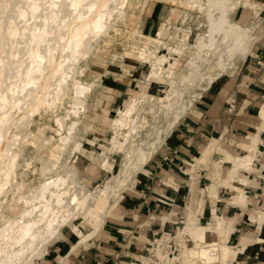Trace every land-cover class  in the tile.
I'll return each mask as SVG.
<instances>
[{
  "label": "bare ground",
  "instance_id": "6f19581e",
  "mask_svg": "<svg viewBox=\"0 0 264 264\" xmlns=\"http://www.w3.org/2000/svg\"><path fill=\"white\" fill-rule=\"evenodd\" d=\"M125 1L0 0V264H36L49 246L63 238L64 230L77 238L71 245L73 249L81 243V237L85 240L95 235L101 225L99 214L108 200H120L122 193L132 187L133 178L160 150L192 104L215 80L236 71L256 38V14L244 22L230 17L241 8V1L249 4V0H164L172 7L155 35L156 47L151 51L130 43L128 51L136 56V61L148 62L150 78L159 79L166 73L172 90L157 102L171 115L164 126L155 129L146 118L138 120L135 115L140 106L154 102L153 97L142 94L128 98L111 121L112 135L108 139L110 146L119 148L121 163L113 172L104 154L101 166L112 178L106 179L101 189L89 191L75 180L73 167L68 166L70 153L83 150L74 135L87 112L94 86L80 79V65L96 46L106 43L118 31L117 23L125 20ZM179 7L202 13L203 23L194 28L192 24L170 27L171 17L177 18L174 10ZM160 41L169 44V55L151 62L148 56L157 57ZM171 54H187L179 71L174 70L178 57L171 58ZM166 62L170 65L162 67ZM69 100L65 115L52 117L56 132L40 145L46 151L44 156L26 154L25 140L24 145L15 147L17 138L12 132L16 127H22L39 110L52 114L62 110ZM260 128L264 129V119ZM247 139L246 144L237 145L244 150L243 156H229L227 185L233 192V203L245 202L241 187L246 179L240 177L241 171H251L256 154L257 133ZM52 140L57 143L51 144ZM35 160L39 165L31 168L29 165ZM75 160L74 157L72 162ZM223 163L227 162L220 161ZM28 173L38 178L29 179ZM213 192L211 188L210 195L215 199ZM257 214L264 218V205ZM76 220H81L89 231L81 232ZM186 223L179 232L181 246L173 237L179 252L173 262L176 259L178 264H223L238 249L227 244L233 220L224 219L214 208L205 224ZM94 224L98 227L91 232ZM184 236L192 246L184 244Z\"/></svg>",
  "mask_w": 264,
  "mask_h": 264
},
{
  "label": "crops",
  "instance_id": "0c3cea01",
  "mask_svg": "<svg viewBox=\"0 0 264 264\" xmlns=\"http://www.w3.org/2000/svg\"><path fill=\"white\" fill-rule=\"evenodd\" d=\"M263 117L264 18L244 61L233 74L215 80L192 104L160 150L133 178L132 187L105 216L95 235L73 249L76 237L65 231L63 238L49 246L36 264L125 263L141 252L153 232L172 227L173 219L183 211L179 207L181 202L187 198L195 202L198 220L204 214L210 217L211 209L217 207L210 198L211 187L216 186L217 198L226 187L216 175L215 163L212 166L210 161L219 159L224 152L242 155L244 150L237 145L246 144L247 138L257 133ZM257 136L252 169L242 172L247 184L240 187L247 201L243 209L237 207L234 214L238 218H230L233 230L227 244L238 247V251L227 264H264V218L257 214L261 207L248 218L258 199L264 196V130ZM193 162L209 163V171L195 167ZM207 173L210 179L205 183ZM219 206L225 210L231 207L226 201ZM244 217L249 222L241 221L242 226L239 221Z\"/></svg>",
  "mask_w": 264,
  "mask_h": 264
},
{
  "label": "rangeland",
  "instance_id": "374dc122",
  "mask_svg": "<svg viewBox=\"0 0 264 264\" xmlns=\"http://www.w3.org/2000/svg\"><path fill=\"white\" fill-rule=\"evenodd\" d=\"M165 2L164 0H126L123 5L124 7L122 6V11L125 14V20L123 22L117 23L118 31L106 43L96 46L95 49H97V47L98 49H94L90 54L87 55V57H85L81 61L82 63L80 66L82 72L80 74V79L86 80V82L93 83L94 86L92 88L90 98L88 100L87 112L85 115L82 116L80 124L78 125V130L74 135V139H76V141H80L83 150L78 153H70L68 159V166L73 167L75 173V180L86 190L97 191L103 187L106 179L112 178V174L107 173L105 170H103L101 166V161L103 159L104 154L107 155L108 162L112 164L113 172L121 163V153H119V148L114 144L110 146L108 144V139L112 135L111 121L112 119H114L117 110L125 106V104L127 103L126 100H128V98L139 97L142 94H146L148 96L153 97L154 102L149 101V103H146V105L140 106L137 109L135 115L138 120L146 118V122L148 123V125L154 126L155 129L164 126L171 115V111L169 109L165 108L163 105H161V103L157 102L158 98L165 97V95L171 93L172 90L168 79H166V73L163 72V75L161 74L162 78L159 79L150 78V69L148 67V62L143 63L140 61H136V56L129 53L130 49L128 51L130 43H137L141 47H149L151 51L156 47L157 43L154 41L155 35L160 29L161 23L166 20L169 13V9L172 7L170 2L167 1V4ZM249 2V4H246L245 1H241V8L238 7L230 17L233 21L244 22L245 19L252 18L253 15L256 14V16L254 17L256 20V24H258V31L264 18V0H249ZM251 6H253L252 9H250ZM186 8L183 9L182 7H179L174 10L177 13V18L176 16L174 17V15L171 17L169 25L170 27L178 25V27L185 28L187 24H192L194 28L196 27V24L198 25L199 23V25H201L203 23L204 17L202 13H198V15L195 9L189 7ZM132 31H136L135 36L132 35ZM257 31L256 34L258 33ZM168 45L169 44L167 42L160 41L159 47L155 53V56L157 57H155L154 59V55H149V61H159L162 56L168 57ZM170 57L177 59L178 56L171 54ZM186 59L187 54L179 56L178 59L174 62V70L179 71L182 68ZM168 65L170 64L166 62L162 64V67H168ZM68 105H70V100L65 104V107L62 110H57L58 112L56 111L53 114L49 111L43 112L41 110H39L38 113H33L32 116L29 117V119L26 120L25 123H23L22 127L18 126L16 127L17 129L15 128L16 131L14 129V131L12 132L16 134V141L19 138L20 141L22 140L21 142H16L14 140L15 147L17 145L19 146V144L22 145L26 141L24 143L26 145L23 146L24 150L26 151V154H30L31 156H44L46 154V151L44 147L42 148L41 146L46 143L45 140L47 138L53 136L56 132V125L52 117H54L53 115H57L59 113L60 116L65 115V108H67ZM263 119L264 117L262 118V120ZM147 130L150 131V128H147ZM261 130L264 129L260 128L259 126L257 128V133ZM258 141L259 140H257L254 146V154L257 153L256 146ZM50 143L56 144L57 141L52 140ZM45 147L47 148V146ZM127 147L128 145L125 146V149ZM243 155L244 153L242 155H232L227 152H224L223 156L219 159H214L213 162L210 161V164H212V166L215 163L216 175L224 181L226 186L223 187L224 191L220 192V198H217L215 196L216 199H214V202H216L215 205L217 207L216 210H214L217 214L221 215L226 220L232 217L238 218L237 214H234L238 212L237 207L239 206V208L243 209L247 201V195H244V206L238 204V202L233 203L231 201V203H228V201L230 202L229 197L233 195L230 186L227 185V178L229 174L226 173V171H229L228 167L231 165V160L229 159V156L241 157ZM255 156L256 154L254 155V160ZM74 157L76 158V160L72 162V159ZM257 159L258 158L256 157V160ZM220 161H224L227 163H223L222 165L220 164ZM38 165L39 161L35 160L34 162H31L29 166H31L32 168L33 166ZM194 166H202L203 168H206L209 171V163H206L205 165L194 164ZM242 172L248 171H241V174ZM28 177L29 179H37L38 175H32L28 173ZM238 177L239 175L237 174L236 181ZM240 177L244 178V176ZM208 178L209 174L207 173L205 177V183H207ZM210 183L211 181L209 182V184ZM229 183L231 184V182ZM209 184L206 187V191L209 187ZM211 188L212 191H214L213 193L215 194L217 189L216 186H213ZM127 191L125 190L124 192ZM211 195L210 198H212ZM262 197L263 200L261 199ZM262 197L259 198L258 202L255 204L256 206H259L253 207L254 211L248 216V218H250L251 215H255V212L257 213L260 207H263L264 196ZM220 201L224 202L220 203ZM225 201L227 202V205L231 206L228 207L226 210L219 206L220 204H225ZM108 202L109 203L104 209V211L99 214V220L101 221V223L103 222L105 216L108 215L111 211H113V209H115L119 202V199H109ZM179 207L183 211L181 212V215L173 219L174 221L172 227L167 230L160 229L156 232H153V235H151V237L148 238V240L146 241L144 248L146 247V244H148V242L152 241V238L153 240H156L162 247H164V243H162V239H160V235L164 232H169L171 236L174 234V240L176 241V243L179 242L181 246L182 238L179 237V232L187 225V221L196 224L198 222L199 225H203L210 220L208 214H204V216L200 220L197 219V206H195V202L192 201L191 198H187V200L181 202ZM248 212L250 213L251 211L249 210ZM248 218H240V225L243 226V223H241V221L248 223ZM80 221L81 220H76V224L80 227L81 232L85 233L89 231V227L82 223V221ZM97 227L98 224H94L90 228V231L93 230V228L96 229ZM65 231L66 230H64L63 232ZM91 237L92 236L86 239L89 240V238ZM184 238L185 240H183L184 242H186L187 237L184 236ZM86 239L84 240V237H81L80 244L86 242ZM186 245L192 246V243L188 241ZM144 248L141 250L140 253H142ZM229 260H227L223 264H227ZM175 262H177L176 259ZM121 264H127V262Z\"/></svg>",
  "mask_w": 264,
  "mask_h": 264
},
{
  "label": "built area",
  "instance_id": "2783aa9c",
  "mask_svg": "<svg viewBox=\"0 0 264 264\" xmlns=\"http://www.w3.org/2000/svg\"><path fill=\"white\" fill-rule=\"evenodd\" d=\"M173 237L174 234L171 236L169 232H164L160 235L164 247L152 238V241L146 244L142 253L130 256L127 262L132 264H143V261H145V264H176L172 259L177 254L178 249L176 248ZM187 242L188 241H186L185 244Z\"/></svg>",
  "mask_w": 264,
  "mask_h": 264
}]
</instances>
